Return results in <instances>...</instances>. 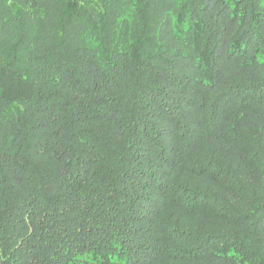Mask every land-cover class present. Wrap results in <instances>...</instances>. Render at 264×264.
Returning <instances> with one entry per match:
<instances>
[{
    "label": "trees",
    "instance_id": "obj_1",
    "mask_svg": "<svg viewBox=\"0 0 264 264\" xmlns=\"http://www.w3.org/2000/svg\"><path fill=\"white\" fill-rule=\"evenodd\" d=\"M0 264H264V0H0Z\"/></svg>",
    "mask_w": 264,
    "mask_h": 264
}]
</instances>
